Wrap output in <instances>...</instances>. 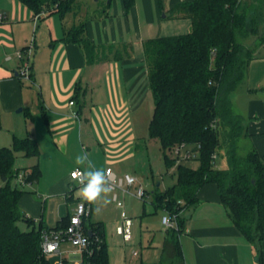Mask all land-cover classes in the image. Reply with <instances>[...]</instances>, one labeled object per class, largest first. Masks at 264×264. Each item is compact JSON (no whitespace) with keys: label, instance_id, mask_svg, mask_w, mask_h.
<instances>
[{"label":"crops","instance_id":"0c3cea01","mask_svg":"<svg viewBox=\"0 0 264 264\" xmlns=\"http://www.w3.org/2000/svg\"><path fill=\"white\" fill-rule=\"evenodd\" d=\"M90 1L100 2L75 0L73 10L62 16L53 4L36 14L20 0H0V146L11 147L14 137H32L39 145L38 156H17V168L38 165L42 172L37 182L25 188L19 203L35 227H55L61 218L73 215L78 201H84L77 192L82 186L70 178L76 168L105 171V186L111 191L102 196L108 202L112 192L124 193L126 186L120 187V180L131 175L126 164L140 147L133 117L140 113L150 88L144 42L164 37L161 14L165 9L193 0H103L98 5H90ZM187 21L190 31L191 20ZM81 23L86 24L96 45L112 47L111 51L116 47L109 58L91 63L79 44L64 40L67 32ZM117 48L128 54L118 59ZM21 55L30 56L31 80L19 75ZM241 85L240 95L233 96L244 118V139L249 150L264 156V41L255 46ZM75 96V105L70 106ZM74 110L79 118L71 115ZM85 153L87 161L76 164V156ZM224 163L220 159V166ZM116 196L118 199L117 194L113 199ZM105 198L90 202L92 210ZM197 199L191 214L186 212L185 231L179 236L184 264H258L254 247L232 224L221 203L217 185L205 184ZM22 222L24 230H29ZM165 235L162 251L172 253L166 229ZM60 247L64 258L68 252L76 264V247L68 242ZM262 248L264 255V242ZM49 258L53 263L57 259Z\"/></svg>","mask_w":264,"mask_h":264},{"label":"trees","instance_id":"16d2710c","mask_svg":"<svg viewBox=\"0 0 264 264\" xmlns=\"http://www.w3.org/2000/svg\"><path fill=\"white\" fill-rule=\"evenodd\" d=\"M20 1L36 14H41L45 5L53 4L64 16L75 6V0ZM242 1L180 3L171 10L173 16L190 19L191 30L148 39L143 45L154 98L149 137L159 142L167 169H177L176 183L164 191L155 190L153 203L177 217L178 226L167 230V240L180 264H184V258L179 236L185 231L186 212L197 206L198 191L208 183L217 185L232 224L254 247L258 264H264V156L255 149L242 152L240 143L247 137L244 118L235 112L232 102L255 52V47L245 45L237 34L256 35L259 43L263 42L260 23L264 14L262 7L253 5L255 0L249 9ZM64 40L79 44L91 63L109 58L116 48L111 51L112 47L96 45L85 23L70 29ZM116 52L118 59L128 54L120 48ZM182 144L198 153L191 158L199 161L197 168L186 164L189 159L174 155V149ZM18 153L28 158L38 156L36 139L14 137L11 147L0 146V264H53L42 253L41 231L64 230L72 216L61 218L52 228L43 224L35 227L34 221L24 216L19 203L26 190L15 185L16 176L23 170L26 180L33 183L42 172L38 165L17 168ZM220 159L225 160L224 165L220 166ZM92 213L93 210L83 221L85 233L92 235L82 264H109L105 225L94 221ZM21 221L30 229L22 230L18 225ZM64 262L70 264L66 258Z\"/></svg>","mask_w":264,"mask_h":264},{"label":"rangeland","instance_id":"374dc122","mask_svg":"<svg viewBox=\"0 0 264 264\" xmlns=\"http://www.w3.org/2000/svg\"><path fill=\"white\" fill-rule=\"evenodd\" d=\"M102 1L100 0L98 4ZM252 1L254 3V0H243L242 2L249 9L253 4ZM98 4L90 1V5ZM253 5L262 7L264 14V0H258ZM161 18L166 26L163 31V36H176L189 32L190 25L188 23L190 22L187 21L188 19H185L186 22H182L185 21L183 20L184 18H175L171 10L165 9L161 14ZM262 20L263 22L260 23V32L264 35V18ZM237 36V39L251 48H254L260 42V37L256 35L240 36L237 34ZM242 89L243 85L239 86L234 95H240ZM233 99L235 112L241 114L238 101L235 100L234 96ZM81 100L83 101L82 97ZM153 111L154 98L149 88L146 90L145 98L143 99L139 113L140 116L138 117V114L133 117L134 130L138 137L140 147L136 150V156L126 164L127 172L136 178V183L130 188V192L128 193L121 194L119 190H116L115 194L118 195V199L116 200L113 199L115 194L112 192L111 202L107 201V197L101 196L100 200L105 198L104 203L101 204L100 202V205L95 208L96 212L95 210L93 211L92 218L94 217V221L104 220L109 264H180V261H175L174 252L170 253L169 251V253H166L162 251L164 238H166L165 228L161 223L164 212L153 203L154 196L152 192L156 188L164 191L166 188L173 186L177 181L176 166L167 169L159 142L149 137L148 126L153 116ZM189 148L191 149V147ZM240 148L243 153L249 150L244 138L241 140ZM195 155L197 157L198 153L196 152ZM17 156L18 159L21 158L19 154ZM185 162L192 168L199 166V161L195 158ZM18 164L19 162L17 161L16 167ZM1 185L3 183L0 178ZM115 185L117 184L115 183ZM139 187L145 190L144 198H139L135 195ZM118 202H122L123 207H120ZM62 203L64 205L66 204V202ZM188 213L191 214L190 211ZM18 225L22 230L25 229V223L22 221ZM66 253L68 262L74 264L75 259L70 260V254L68 252Z\"/></svg>","mask_w":264,"mask_h":264},{"label":"built area","instance_id":"2783aa9c","mask_svg":"<svg viewBox=\"0 0 264 264\" xmlns=\"http://www.w3.org/2000/svg\"><path fill=\"white\" fill-rule=\"evenodd\" d=\"M27 50L29 52V50L31 49H27ZM27 57L28 58H24V56L21 55V59H23V64L19 72V75L22 79L31 80L32 72H31L30 56ZM69 105L74 106L75 101L71 100L69 102ZM71 115L74 118H79V114L75 110L71 112ZM174 155L182 159H191L196 156L195 153H193L192 150L187 146H185L184 144L174 149ZM83 174L84 171L82 169L76 168L70 173V178L78 185L82 186L81 181L85 179ZM114 180H115L114 178H111L110 180V184L112 188H115L116 186ZM135 183H136V178L129 174H126L120 180V187L126 186V188H123V192L128 193L130 192V188L133 187ZM15 185L21 189H25L28 185H30V182L26 181V173H24L23 171L18 173L15 179ZM135 195L139 198H144L145 190L142 187H139ZM116 199L117 196L115 197V200ZM118 205L122 207L123 203L118 202ZM91 212H92L91 205L86 204L84 201H78L73 209V215L71 217L70 223L64 230L55 231V230L43 229L41 231V249L43 255L48 258L57 257L56 261L53 264H65L64 253L60 245L68 242L72 246L76 247V249L79 252V259L76 261V264H82L83 254L84 252L88 251V248L91 245L90 235H87L85 233L83 221L85 218L90 216ZM161 221L166 230L176 229L178 226L176 215H172L166 211L164 212Z\"/></svg>","mask_w":264,"mask_h":264},{"label":"clouds","instance_id":"9594fccd","mask_svg":"<svg viewBox=\"0 0 264 264\" xmlns=\"http://www.w3.org/2000/svg\"><path fill=\"white\" fill-rule=\"evenodd\" d=\"M87 154L78 155L75 158L76 164H84L87 161ZM82 187L77 192L86 202H94L101 198L102 193L111 191L110 186H105V171L97 168L84 172Z\"/></svg>","mask_w":264,"mask_h":264},{"label":"water","instance_id":"95a60500","mask_svg":"<svg viewBox=\"0 0 264 264\" xmlns=\"http://www.w3.org/2000/svg\"><path fill=\"white\" fill-rule=\"evenodd\" d=\"M90 235H92V233L90 232Z\"/></svg>","mask_w":264,"mask_h":264}]
</instances>
